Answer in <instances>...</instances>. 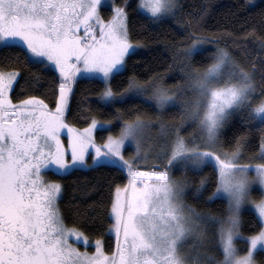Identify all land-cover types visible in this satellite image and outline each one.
<instances>
[{
  "label": "snow or ice",
  "instance_id": "6c2138e0",
  "mask_svg": "<svg viewBox=\"0 0 264 264\" xmlns=\"http://www.w3.org/2000/svg\"><path fill=\"white\" fill-rule=\"evenodd\" d=\"M207 13L185 18L181 0H0V264H264V7L237 38L241 58L204 34ZM134 16L137 34L172 21L183 34L159 53L174 85L125 78L152 51L133 40ZM84 79L103 85L111 119L78 96ZM101 166L127 182L98 212L66 216L64 185L45 173Z\"/></svg>",
  "mask_w": 264,
  "mask_h": 264
},
{
  "label": "trees",
  "instance_id": "16d2710c",
  "mask_svg": "<svg viewBox=\"0 0 264 264\" xmlns=\"http://www.w3.org/2000/svg\"><path fill=\"white\" fill-rule=\"evenodd\" d=\"M118 1L119 3L122 2V0ZM245 3L246 0H181L185 18H189L187 14L190 13L199 14L202 8L206 7L208 9L207 15L201 22L204 34L215 37L219 45L228 48L233 55L238 58L241 57L239 51L235 47L236 43H240L237 38L241 37L252 24L259 25L260 16L257 15V13L261 7H264V0H259L252 5H248L247 10H245L241 7L242 5H245ZM249 14L252 15L251 19H249ZM133 20L137 21L133 28V40L142 41L144 44L148 45L152 51H144L142 55L133 56L131 60H129L128 70L124 74L125 78L127 76L135 75L139 80L146 81L153 75L159 74L165 79L166 76L170 74L167 72V65L171 63V61L166 56L160 55L159 53L164 49L165 43L178 42L183 34L176 31L174 21L158 27L154 26L151 29L146 28L137 34L136 29L140 28L142 21H139L135 16L133 17ZM246 20L248 21L247 24L244 23ZM249 47H251V44H249ZM210 53H212V50L207 48L204 53L196 56L195 59L198 62L202 61L203 58ZM170 55L171 53L169 52L168 56ZM203 62L208 61L204 60ZM177 79L180 80V77H168L165 84L168 86L174 85ZM102 87L103 85L101 84H90L84 79L80 82L77 94L78 96L87 95L91 97L90 101L86 102V104L90 103L92 105L93 114L97 115V118L111 119V115L101 116L98 112L96 95ZM152 105L154 104L152 103ZM115 107L123 108L124 106L115 105ZM141 110L147 111L151 116H154L155 114V108L150 107L149 104H144ZM107 112L111 113L112 109H108ZM166 118L170 117L166 116ZM69 122L77 123L71 115L69 116ZM77 126L84 127L86 125L78 123ZM109 131L116 134L118 132V127L109 129ZM106 135L107 132H100L98 130L97 140L99 141L101 136ZM252 151H254V149H248L249 153ZM210 173L211 169L205 168L201 175H210ZM174 175L179 177L181 171H174ZM46 176L50 180H58L64 185L63 196L59 201V205L66 216L71 215L72 208L70 206L74 205H79L80 210L86 212L88 205L96 204L98 206V212L100 202H107L109 185H122L127 182V177L122 176L118 170L111 166H101L93 170H77L74 173L63 176L55 175L49 171L46 173ZM189 176H192L191 172H189ZM212 187H214V185ZM186 199L189 203H192L197 207H202L199 201L193 199L191 191L188 192ZM217 205H221L220 200H216L215 204L209 205V207L217 210ZM97 212H90L87 214L90 216H96ZM104 223L107 224L108 221L105 220ZM68 224L71 226V220L68 221ZM88 234L93 238L95 237V234L91 230L88 231ZM105 239H107V237H105Z\"/></svg>",
  "mask_w": 264,
  "mask_h": 264
},
{
  "label": "rangeland",
  "instance_id": "374dc122",
  "mask_svg": "<svg viewBox=\"0 0 264 264\" xmlns=\"http://www.w3.org/2000/svg\"><path fill=\"white\" fill-rule=\"evenodd\" d=\"M257 1H259V0H254V3L255 2H257ZM116 2L117 3H119V1L118 0H116ZM220 47H223V46H221V45H219ZM207 48H210L211 50H212V52H214L215 51V44H212V45H207L206 46V50H207ZM230 51V50H229ZM173 78V75L170 73V74H168L167 76H166V78L164 79V83L166 82V79L167 78ZM174 79H176V78H174ZM179 80L177 79V81L175 82V83H177ZM172 86V85H171ZM152 103L154 104L155 102L154 101H152ZM189 131L191 130V129H188ZM131 152H132V149L131 148H129L128 149V152L126 153V155H129V154H131ZM90 162V161H89ZM176 171V170H175ZM45 175H46V173H45ZM47 177V176H46ZM47 179H49L48 177H47ZM50 180V179H49ZM83 250V249H82ZM89 252H92V251H94V249L93 248H88L87 249Z\"/></svg>",
  "mask_w": 264,
  "mask_h": 264
}]
</instances>
